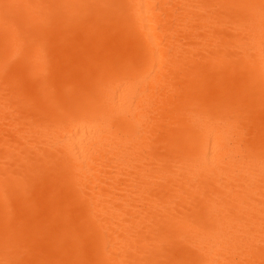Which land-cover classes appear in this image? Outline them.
Masks as SVG:
<instances>
[{
    "label": "bare ground",
    "instance_id": "6f19581e",
    "mask_svg": "<svg viewBox=\"0 0 264 264\" xmlns=\"http://www.w3.org/2000/svg\"><path fill=\"white\" fill-rule=\"evenodd\" d=\"M0 264H264V0H0Z\"/></svg>",
    "mask_w": 264,
    "mask_h": 264
}]
</instances>
